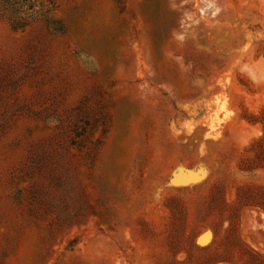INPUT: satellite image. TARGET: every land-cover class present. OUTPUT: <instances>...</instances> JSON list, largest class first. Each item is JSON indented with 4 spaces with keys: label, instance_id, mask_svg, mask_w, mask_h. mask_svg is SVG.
<instances>
[{
    "label": "rangeland",
    "instance_id": "1",
    "mask_svg": "<svg viewBox=\"0 0 264 264\" xmlns=\"http://www.w3.org/2000/svg\"><path fill=\"white\" fill-rule=\"evenodd\" d=\"M43 11L0 15V264H264V0Z\"/></svg>",
    "mask_w": 264,
    "mask_h": 264
},
{
    "label": "trees",
    "instance_id": "2",
    "mask_svg": "<svg viewBox=\"0 0 264 264\" xmlns=\"http://www.w3.org/2000/svg\"><path fill=\"white\" fill-rule=\"evenodd\" d=\"M37 5L39 9H36ZM54 6L55 0H43L38 4H36L35 0H0V15L7 20L11 28L22 29L28 24L29 19L32 20L37 10L44 9L43 12L47 14ZM51 19H53L52 16L46 18V20ZM239 196L242 201H248L253 198L249 189H244ZM262 201L264 202V200ZM247 264H250V262Z\"/></svg>",
    "mask_w": 264,
    "mask_h": 264
},
{
    "label": "water",
    "instance_id": "3",
    "mask_svg": "<svg viewBox=\"0 0 264 264\" xmlns=\"http://www.w3.org/2000/svg\"><path fill=\"white\" fill-rule=\"evenodd\" d=\"M189 171H191V169H188ZM195 174V172H193V173H191V174H189V175H194Z\"/></svg>",
    "mask_w": 264,
    "mask_h": 264
},
{
    "label": "bare ground",
    "instance_id": "4",
    "mask_svg": "<svg viewBox=\"0 0 264 264\" xmlns=\"http://www.w3.org/2000/svg\"><path fill=\"white\" fill-rule=\"evenodd\" d=\"M178 178V177H177ZM178 180H181V179H178ZM204 236V235H203Z\"/></svg>",
    "mask_w": 264,
    "mask_h": 264
}]
</instances>
